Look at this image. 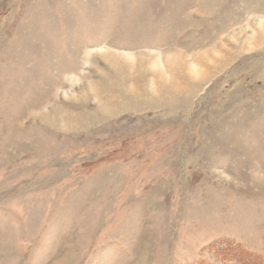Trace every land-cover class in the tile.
<instances>
[{"label": "rangeland", "instance_id": "1", "mask_svg": "<svg viewBox=\"0 0 264 264\" xmlns=\"http://www.w3.org/2000/svg\"><path fill=\"white\" fill-rule=\"evenodd\" d=\"M257 259L264 0H0V264Z\"/></svg>", "mask_w": 264, "mask_h": 264}, {"label": "trees", "instance_id": "2", "mask_svg": "<svg viewBox=\"0 0 264 264\" xmlns=\"http://www.w3.org/2000/svg\"><path fill=\"white\" fill-rule=\"evenodd\" d=\"M244 264H261L260 261L257 260H253V261H249V262H245Z\"/></svg>", "mask_w": 264, "mask_h": 264}, {"label": "bare ground", "instance_id": "3", "mask_svg": "<svg viewBox=\"0 0 264 264\" xmlns=\"http://www.w3.org/2000/svg\"><path fill=\"white\" fill-rule=\"evenodd\" d=\"M191 71V70H190Z\"/></svg>", "mask_w": 264, "mask_h": 264}]
</instances>
